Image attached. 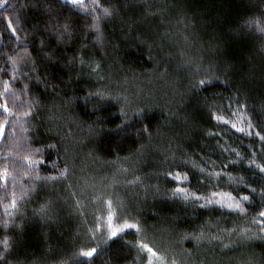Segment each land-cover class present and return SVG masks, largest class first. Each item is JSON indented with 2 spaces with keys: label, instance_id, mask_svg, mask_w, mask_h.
I'll list each match as a JSON object with an SVG mask.
<instances>
[{
  "label": "trees",
  "instance_id": "16d2710c",
  "mask_svg": "<svg viewBox=\"0 0 264 264\" xmlns=\"http://www.w3.org/2000/svg\"><path fill=\"white\" fill-rule=\"evenodd\" d=\"M106 2L99 40L91 12L66 0L0 11V105L12 112L0 107V125L11 122L0 127V238H12L0 264H84L75 254L87 246L98 247L88 264H264V173L248 163L264 164V34L246 23L264 18V0ZM198 79L214 82L197 90ZM145 106L146 131L132 112ZM121 107L132 118L116 127ZM27 156L58 178L35 179ZM109 212L141 232L104 245Z\"/></svg>",
  "mask_w": 264,
  "mask_h": 264
},
{
  "label": "snow or ice",
  "instance_id": "6c2138e0",
  "mask_svg": "<svg viewBox=\"0 0 264 264\" xmlns=\"http://www.w3.org/2000/svg\"><path fill=\"white\" fill-rule=\"evenodd\" d=\"M73 4L80 6L84 11H89L92 14V20L93 23L91 24V27L94 28L96 30L97 36L96 38L99 40L102 36V22L110 17L112 15V9L115 7L113 4L111 3H101V0H91V4H87L85 3V0H72ZM246 23H250V24H255L257 31L260 34H264V18H251L249 21H246ZM65 27H67V25H64ZM7 28L9 31H11L13 33V35L16 34L17 29L15 27L12 26V22L11 20L7 21ZM23 52L25 55H29L28 54V50L27 48L23 49ZM9 60L11 61L12 65H13V70L15 72L16 66H17V58L16 57H9ZM13 79H15V75L13 74ZM214 81L212 79H198L195 84L194 87L197 90H204L205 86L208 84L213 83ZM4 89L5 91H9L10 90V86L8 84L7 81L4 82ZM25 89H27V85H25ZM97 95L100 96H107L106 93H96ZM89 95H93V93H89ZM113 99H116L115 97H112ZM0 107L3 108V111L5 113L8 114H12L11 109L8 108L7 104L4 105H0ZM150 111V108H148L147 106L141 108V107H137L135 109L132 110L133 112V116H138L142 122V128L143 130H147L148 128V124L144 123V117L145 114L148 113ZM120 113H121V124L116 125V127H121L124 123L128 122L131 120L132 117H129L127 114V111L124 107H121L120 109ZM20 116L28 118L30 117V109L29 110H24L20 113H18ZM216 119H222V117L217 116ZM10 121H4L2 125H0V127H8L10 125ZM233 128H237L236 124H232ZM252 125H249V128H251ZM237 131L240 132H245L244 128H237ZM249 135H251L252 133L249 132ZM255 135L261 140L264 141V135H261L260 132H255ZM48 148H52L55 149L56 145L55 144H50L47 145ZM32 151L36 152V153H40L42 152V149L40 148H35L32 149ZM237 156H239V153H236ZM25 159L33 165L34 167V178L35 179H44V180H52V179H57L58 177H53L51 175L49 176H44L41 177L40 176V172L38 170L39 168V164L43 162V160H32V158L30 156L25 157ZM231 163H238L239 161H230ZM249 164H254L261 173H264V164H258L256 163L255 159H250L248 161ZM52 167L55 168L56 167V163L52 162ZM68 169L65 167L63 169L59 170V177H65L66 173H67ZM7 169L4 170V176L5 179L7 178ZM25 175L27 176L28 173L25 172ZM166 175L168 176H172L174 177V179L176 180H181L183 179H187V176H183L181 177V175L179 173L174 174L173 172H167ZM241 182H243L241 180ZM246 187L250 188V191L255 193L257 192L256 188L251 187V185H246ZM181 191H183V189H181ZM262 192H264V189L261 190ZM27 193L24 192L23 195H26ZM13 195L15 196V193H13ZM216 195H219V193H217ZM228 196V198L230 200H235V197H232L231 194H226ZM242 200L247 201L250 199V197L248 195H243L241 197ZM211 202V201H209ZM109 206L111 205V201H108ZM17 206V200L13 199L11 202V207L15 208ZM229 208L235 207L236 209H239L241 212L244 211V208L242 207V204L240 202H235L233 203H229L227 205ZM7 208V206H6ZM43 210V208L41 209ZM8 214V213H6ZM259 215L261 217H264V211L260 212ZM117 219V220H122L121 223H119L118 225L113 224V220ZM108 231L107 234L105 235L104 239H103V244L107 245L109 243V241L115 239V238H120L123 239L124 235H126V233H128L129 231L133 232L134 234H139L141 232V225L139 222H129V220H124L122 217H114L112 212H109L108 217ZM264 223V222H262ZM4 230L7 229L8 225L7 222H5L2 226ZM261 232H264V227L261 228ZM255 234H253L254 236ZM246 239H251L253 238L252 236H247L245 235ZM260 239H264V235H261L259 237ZM126 243L132 244V241H125ZM12 247V238L10 236V234H7V232H5V234L2 236V238H0V254H2V252L4 250H8ZM139 247L145 249L148 253H151L153 256H155L157 253L154 251V249L152 247H150L148 244L145 243H140ZM98 254V247L97 246H87L85 248H81L78 253H76L75 255L77 257H83L85 258L84 264H88V260L94 259L95 256Z\"/></svg>",
  "mask_w": 264,
  "mask_h": 264
},
{
  "label": "water",
  "instance_id": "95a60500",
  "mask_svg": "<svg viewBox=\"0 0 264 264\" xmlns=\"http://www.w3.org/2000/svg\"><path fill=\"white\" fill-rule=\"evenodd\" d=\"M66 1L69 2V3H72V4H73L72 0H66ZM9 2H10V0H6L5 4H4L3 6L0 7V11H1L2 9H4V8L8 5Z\"/></svg>",
  "mask_w": 264,
  "mask_h": 264
},
{
  "label": "rangeland",
  "instance_id": "374dc122",
  "mask_svg": "<svg viewBox=\"0 0 264 264\" xmlns=\"http://www.w3.org/2000/svg\"><path fill=\"white\" fill-rule=\"evenodd\" d=\"M97 203V202H96ZM94 204V203H93Z\"/></svg>",
  "mask_w": 264,
  "mask_h": 264
}]
</instances>
